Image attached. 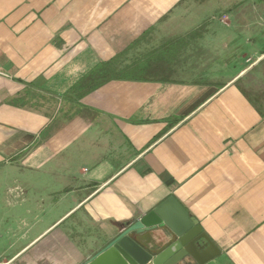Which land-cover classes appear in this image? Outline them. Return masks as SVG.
<instances>
[{"label": "crops", "instance_id": "obj_1", "mask_svg": "<svg viewBox=\"0 0 264 264\" xmlns=\"http://www.w3.org/2000/svg\"><path fill=\"white\" fill-rule=\"evenodd\" d=\"M0 168L35 180L12 260L83 264L173 197L214 246L176 264H264V0H0Z\"/></svg>", "mask_w": 264, "mask_h": 264}, {"label": "water", "instance_id": "obj_2", "mask_svg": "<svg viewBox=\"0 0 264 264\" xmlns=\"http://www.w3.org/2000/svg\"><path fill=\"white\" fill-rule=\"evenodd\" d=\"M157 226L168 227L175 239L161 252L152 254L135 241L131 233H142ZM200 239L203 243L198 247ZM212 249L213 244L196 222L173 197H168L139 219L122 225L121 230L83 264H176L187 257L201 263L200 258L210 257Z\"/></svg>", "mask_w": 264, "mask_h": 264}, {"label": "rangeland", "instance_id": "obj_3", "mask_svg": "<svg viewBox=\"0 0 264 264\" xmlns=\"http://www.w3.org/2000/svg\"><path fill=\"white\" fill-rule=\"evenodd\" d=\"M221 12V10L218 11L216 15L215 12L211 13L209 11L206 15L207 23L198 28V33L194 35L199 37L202 33L205 37H209L212 28L218 25L217 23H219V19L221 18L219 16L221 15ZM209 24L212 27L210 30ZM183 26L189 29V27L192 28L193 25L191 23H183ZM207 34L209 35L207 36ZM194 37L195 36L193 35L189 36L186 39V42H184V49H187L186 51H195L196 38ZM158 42L161 41L154 40V46H159V44H157ZM129 75H131V73ZM19 179H28L30 180L29 182H31L30 186L32 188L35 186V180L33 176L24 178L23 176L18 175L14 169L7 171L6 169L0 168V264H30L31 262L26 263L28 257L35 256L33 253L34 249H30V251L28 250V253L24 254L20 259L12 260L13 255L22 247V244L29 240V238L34 234L30 233L28 237H26L27 234L23 236V234L20 232L22 225L20 222L19 224L17 223L18 219H20V214L23 213L25 205L28 203L29 199L27 198H30V200L35 198L34 191L32 190L31 193H29V196L26 198V201V192H21V190H19ZM9 223L13 224L9 226ZM80 235L85 236V233H81Z\"/></svg>", "mask_w": 264, "mask_h": 264}, {"label": "flooded vegetation", "instance_id": "obj_4", "mask_svg": "<svg viewBox=\"0 0 264 264\" xmlns=\"http://www.w3.org/2000/svg\"><path fill=\"white\" fill-rule=\"evenodd\" d=\"M109 241H110V240H109ZM109 241H107L104 245H106ZM200 241H201V240H200ZM104 245H103V246H104Z\"/></svg>", "mask_w": 264, "mask_h": 264}]
</instances>
